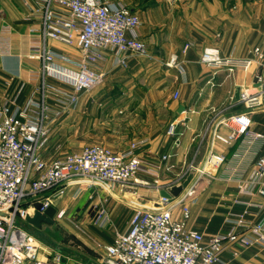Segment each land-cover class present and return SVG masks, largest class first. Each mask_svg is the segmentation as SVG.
<instances>
[{"label":"built area","instance_id":"2783aa9c","mask_svg":"<svg viewBox=\"0 0 264 264\" xmlns=\"http://www.w3.org/2000/svg\"><path fill=\"white\" fill-rule=\"evenodd\" d=\"M39 28L31 32L39 40L33 43L28 56L41 61V81L24 104L15 100L0 103V264H63L61 251L44 249L41 242L24 225L17 223L22 215L44 213L71 189L74 198L86 189L123 191L130 185H149L158 190L150 205H137L127 231L116 232L105 246L108 264H217L230 245L246 248L258 246L264 251V214L249 220V210L228 219L231 229L210 238L189 226L191 203L196 202V189L201 180L216 175L228 162L218 143L230 147L239 139L262 143L264 134L252 130L251 113L264 108V72L254 77L251 90L241 89L236 98L215 112L205 127L207 152L198 159L202 141L196 148L190 169L177 173L173 180L160 183L163 174L174 172L171 154H162L157 161L140 154L142 141H132L122 150L103 144L84 145L78 151L47 157L46 149L55 120L80 102L83 92L101 85L106 77L103 64L106 51L114 54V63L126 65L129 55H149L148 44L138 36L139 15L122 3L107 0H34ZM50 41L76 47L79 56L58 52ZM189 44L185 47L187 51ZM200 62L216 70L233 74L237 69L248 71L264 65V52L255 47L247 58L224 56L214 46L203 49ZM167 66H180L172 55ZM52 80V81H50ZM54 80V81H53ZM59 82L58 85L54 82ZM178 97V93L175 94ZM248 110L233 111L238 105ZM188 116L176 117L166 128L174 147L181 142V125ZM226 129V133H224ZM192 174L179 196L166 197L173 186L182 185ZM141 177V178H139ZM239 192L264 197V154L259 155L248 172L233 174ZM27 203L24 209L23 205ZM39 205V208L36 205ZM251 205H260L250 202ZM94 224L106 228L113 223L109 200L94 204ZM65 210H58L61 217ZM236 254L237 251L234 250Z\"/></svg>","mask_w":264,"mask_h":264},{"label":"crops","instance_id":"0c3cea01","mask_svg":"<svg viewBox=\"0 0 264 264\" xmlns=\"http://www.w3.org/2000/svg\"><path fill=\"white\" fill-rule=\"evenodd\" d=\"M107 1L122 3L139 15L141 26L138 36L149 47L148 56L129 55L126 65L115 64L114 54L106 51L103 69L108 83L115 87L131 88L130 94L108 99L113 105L114 114L126 102L131 106L140 103V106L147 108L141 135L132 138L131 142L142 141L140 154L151 161L159 160L162 154L174 152L173 141L166 135L167 125L176 117L188 116L189 120L180 127L183 131L181 142L176 154L171 156V162L175 169L176 166L184 167L201 141L198 158H202L207 152L208 141L207 137H202V133L215 116V111L228 105L241 89L251 90L255 85V74L264 72V65L255 63L248 71L237 69L235 73L228 74L225 70L203 65L200 62L201 53L207 46L218 48L224 56L237 58L252 56L255 47L264 52V0ZM35 9L34 0H0V10L7 17L6 24L3 21L0 24V103L15 100L24 104L40 84L41 61L28 56L32 44L39 40L31 32L32 28H39L37 16L33 14ZM50 46L58 52L80 55V51L73 46L55 41H50ZM172 55L179 57L180 66L166 65ZM54 83L62 85L56 81ZM176 93L178 97H175ZM99 97L81 94L79 111L83 107L86 109L81 114L97 111L95 102ZM153 108H168L170 116L160 118L151 111ZM244 110L248 109L242 104L233 109ZM251 117L252 130L264 134V108L253 110ZM223 130L226 131L225 128ZM98 144L114 150L128 147ZM216 150L225 152L228 162L216 175L210 176L211 180H201L209 183L203 184L196 192V202L191 203L189 226L200 230L205 238L228 232L232 227L228 219L234 214L249 210L248 219L252 221L264 214V197L240 193L238 181L233 177L238 170L248 172L257 157L264 154V141L257 143L241 138L230 147L218 143ZM166 175L169 174L162 177ZM119 194L117 190L86 189L79 198H74L70 189L53 205L57 211L65 210V214L55 216L54 221H59L79 237V229L87 228L79 222V201L88 195L94 206L101 199L111 201ZM250 202L260 205H251ZM130 216L118 225L104 228L110 227L111 232L105 237L106 245L112 242L116 232L128 230ZM55 250L61 251L60 248ZM70 253V256L64 254L63 264H89L86 260L88 257L83 258L82 263L72 258L74 251ZM217 264H264V251L258 246L240 248L230 245Z\"/></svg>","mask_w":264,"mask_h":264},{"label":"rangeland","instance_id":"374dc122","mask_svg":"<svg viewBox=\"0 0 264 264\" xmlns=\"http://www.w3.org/2000/svg\"><path fill=\"white\" fill-rule=\"evenodd\" d=\"M5 20H7L6 14L0 10V24H2V21L6 24ZM83 93L89 97L94 96L97 98L100 96L99 100L95 102L98 110L92 114L91 112H83L82 115L81 111L86 109L83 107L79 111L80 103H78L76 107H71L61 117L57 118L45 152L47 157H56L66 152L78 151L84 145L95 143L115 144L124 147L130 145L132 138L141 135L140 129L144 123L143 119L146 116L147 108L140 106V103H133L131 106V103L126 102L119 108L117 114H114L113 105L110 104L111 101H108V99L114 100L122 94H130L131 88L129 86L124 88L111 86L105 78L101 85ZM108 96L110 97L108 98ZM151 111L160 118L170 116L168 108H153ZM172 148L174 152L170 153L171 156L175 155L177 151V147H174V145H172ZM195 150L184 167L176 166L174 172L162 177L160 183L173 180L179 172L188 171ZM205 179L211 180L212 177L207 176ZM149 182L147 186L130 185L120 191L118 198L109 201V203L111 202L109 212L113 216L112 224H120L132 214L137 205H150V200L157 198L158 190L155 183L150 179ZM208 183V181H200L196 192L203 187V184ZM90 202L91 199L88 198V195L79 201V222L85 228L87 227L84 230L79 229V237L57 220L53 224L42 223L39 227H36L20 215L17 218V223L23 224L25 229L41 242L42 254H44V249L53 253L56 251L55 248H60L63 254H69V256L70 252L74 251L75 254L71 256L79 262L83 263L85 260L83 258L88 257L86 260L89 264H108L104 246H106L105 237L110 235L109 229L112 224L107 229L95 225L94 218L97 209ZM27 205L25 203L23 208L25 209Z\"/></svg>","mask_w":264,"mask_h":264},{"label":"water","instance_id":"95a60500","mask_svg":"<svg viewBox=\"0 0 264 264\" xmlns=\"http://www.w3.org/2000/svg\"><path fill=\"white\" fill-rule=\"evenodd\" d=\"M183 109V106L180 108V110ZM192 178V174L188 176V178L183 182L182 185L179 186H173L172 189L167 191H162L161 194L166 197L171 196H179L180 193L183 191V188L188 185ZM37 208H39V205H36ZM57 213V209L54 206H50L48 209L45 210L44 213H41L39 210H36L34 215H27L26 221L31 223L32 225L39 227L42 223H54V217Z\"/></svg>","mask_w":264,"mask_h":264}]
</instances>
